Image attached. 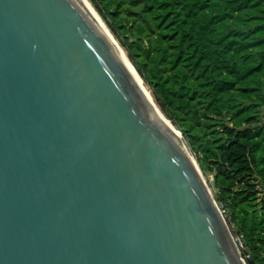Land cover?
<instances>
[{
  "label": "water",
  "instance_id": "95a60500",
  "mask_svg": "<svg viewBox=\"0 0 264 264\" xmlns=\"http://www.w3.org/2000/svg\"><path fill=\"white\" fill-rule=\"evenodd\" d=\"M151 96L82 0H0V264H248Z\"/></svg>",
  "mask_w": 264,
  "mask_h": 264
},
{
  "label": "trees",
  "instance_id": "16d2710c",
  "mask_svg": "<svg viewBox=\"0 0 264 264\" xmlns=\"http://www.w3.org/2000/svg\"><path fill=\"white\" fill-rule=\"evenodd\" d=\"M92 1L264 264V0Z\"/></svg>",
  "mask_w": 264,
  "mask_h": 264
},
{
  "label": "bare ground",
  "instance_id": "6f19581e",
  "mask_svg": "<svg viewBox=\"0 0 264 264\" xmlns=\"http://www.w3.org/2000/svg\"><path fill=\"white\" fill-rule=\"evenodd\" d=\"M82 2L84 4L86 10L88 11V13L92 16V18L97 22V24L102 28V30L111 39V41L113 42V44L115 45V47H117L118 51L123 55V57L125 58V61H127V64L129 66V68L131 69V71L133 72V74L135 75V77L139 80V82L141 83V86L143 87V89L146 91V93L150 97L151 93L148 92V89L146 88L143 80H141V78L137 74L136 70L129 63V60H127V56H126L125 52L123 51V49H121V47L119 46V44L115 40V38L112 35V32L110 31V29L107 28L108 26L107 27L105 26L106 23L104 24V22H103V20L101 18V15L98 13V11L94 7V5L91 3L90 0H82ZM153 106L155 107V109L157 110V112L160 114V116L163 118V120L166 122V124L173 131V133L178 138V140L180 141V143L183 145V147L185 148V150L188 152V154L190 155V157H192V155H191V149L187 146V143L184 141L183 136L181 135L180 131H178L176 129V127L173 125V123L169 119H167V117L163 114V112L160 110V108H158V106L156 104L153 105Z\"/></svg>",
  "mask_w": 264,
  "mask_h": 264
},
{
  "label": "rangeland",
  "instance_id": "374dc122",
  "mask_svg": "<svg viewBox=\"0 0 264 264\" xmlns=\"http://www.w3.org/2000/svg\"><path fill=\"white\" fill-rule=\"evenodd\" d=\"M91 1V3L94 5V7L96 8V6H95V4H94V2L92 1V0H90ZM96 10L98 11V9L96 8ZM98 13H99V11H98ZM100 14V13H99ZM101 15V14H100ZM101 18H102V20H103V22H104V24L106 23L107 24V22L105 21V19L103 18V16L101 15ZM105 24V26L107 27V28H109L110 29V31L112 32V35L114 36V38H115V40L117 41V43L119 44V46L122 48V49H124V47L122 46V44L120 43V41L117 39V37L115 36V34L113 33V31H112V28L109 26V24H107L106 25ZM124 52H125V54L127 55V53H126V51H125V49H124ZM127 57L129 58V56L127 55ZM129 60L131 61V59L129 58ZM132 62V61H131ZM141 78V77H140ZM141 80H142V78H141ZM146 85V84H145ZM148 86V85H147ZM147 86H146V88H147ZM149 87V86H148ZM148 89V88H147ZM151 94H152V92H151ZM152 96H153V94H152ZM153 99H154V101L156 102V104H157V106L160 108V110L162 111V109H161V107H160V105L157 103V101H156V99H155V97L153 96ZM163 112V111H162ZM164 113V112H163ZM164 115H165V113H164ZM166 116V115H165ZM167 117V116H166ZM167 119H169L168 117H167ZM170 120V119H169ZM173 123V122H172ZM173 125L176 127V125L173 123ZM178 130H180L178 127H176ZM181 131V130H180ZM203 174H204V177H205V179H206V181H207V183L209 184V186H210V188H211V190H212V192H213V195H214V197H215V199H216V201H217V203H218V205H219V207L222 209V211H223V213H224V215H225V218H226V220H227V222H228V224H229V226H230V228H231V230H232V232H233V234L234 233H236V231H237V225L234 223V222H230L229 221V219H230V216H229V211L226 209V206H225V202L224 201H222L220 198H219V194H218V189H217V187H216V185H215V179H214V174L213 173H210V172H204L203 171ZM252 184H256L257 185V189H258V197H262V196H264V182L261 180V178H255V179H253L252 180V182H251Z\"/></svg>",
  "mask_w": 264,
  "mask_h": 264
},
{
  "label": "built area",
  "instance_id": "2783aa9c",
  "mask_svg": "<svg viewBox=\"0 0 264 264\" xmlns=\"http://www.w3.org/2000/svg\"><path fill=\"white\" fill-rule=\"evenodd\" d=\"M234 239L236 241V244L237 246L239 247V249L241 251L245 250V240H244V237L243 235L241 234H234ZM244 259L247 261V259L250 257V254L249 252L247 251V253H244Z\"/></svg>",
  "mask_w": 264,
  "mask_h": 264
}]
</instances>
